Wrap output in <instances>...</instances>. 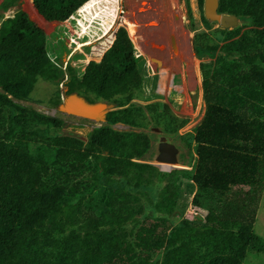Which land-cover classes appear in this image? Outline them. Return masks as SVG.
I'll return each mask as SVG.
<instances>
[{
  "label": "trees",
  "instance_id": "trees-1",
  "mask_svg": "<svg viewBox=\"0 0 264 264\" xmlns=\"http://www.w3.org/2000/svg\"><path fill=\"white\" fill-rule=\"evenodd\" d=\"M29 1L53 24L89 0ZM13 5L1 0L0 12ZM217 11L250 27L193 34L195 54L214 60L199 65L204 112L192 135L196 162L169 171L133 160L148 147L141 132L93 126L82 142L57 134L61 119L10 99L26 98L38 78L57 86L65 76L67 93L113 105L106 124L147 126L128 103L141 93L144 60L124 26L112 30L98 60L75 69L59 64L64 41L26 12L0 24V264H241L248 250L264 252L252 228L264 185V0H218ZM211 34L222 40L211 43ZM156 108L147 105L149 117L166 130L172 120ZM32 120L37 126L26 124ZM29 134L48 141L51 158L30 154ZM185 180L196 186L192 202L198 190L211 193L199 219L181 218L174 205ZM95 191L104 205L98 213L89 202ZM142 215L155 223L143 224Z\"/></svg>",
  "mask_w": 264,
  "mask_h": 264
},
{
  "label": "rangeland",
  "instance_id": "rangeland-1",
  "mask_svg": "<svg viewBox=\"0 0 264 264\" xmlns=\"http://www.w3.org/2000/svg\"><path fill=\"white\" fill-rule=\"evenodd\" d=\"M13 1V6L0 12V24L12 20L19 10L26 12L43 32L55 40H63L66 44L68 51L62 54L59 60L62 68L66 62L79 69L89 59L98 60L111 41L112 30L119 25L124 26L136 53L144 60L141 93L131 98L128 103L142 110L148 125L130 128L119 123L106 124L104 118H100L99 115L92 118L70 112L63 105V100L68 94H76L88 105L108 103L92 99L90 95L77 91L67 93L65 76L57 86L38 78L26 98H10L16 105L61 119L57 134L73 136L82 142L86 141V135L93 126L103 125L117 131L141 132L148 139V147L142 157L133 160L155 165L158 169H165L156 161L161 137L176 148V162L172 165L174 168L189 169L195 164L192 135L204 112L199 65L213 63L214 58L195 54L191 46L193 34L200 31L210 34L213 29L233 30L239 34L250 27L249 21L238 19L237 25L222 28L204 17L203 0H188L192 17L190 22L186 16L184 0H89L66 21L52 24L42 21L34 13L29 0ZM236 37L237 35L234 38ZM210 38L211 43H214L221 41L222 35L219 39L211 34ZM162 68H166L170 76V86L164 90L157 89L156 84L157 74ZM151 103H157V113L162 112L163 117L171 118L172 121L166 126V130L164 125L161 127L153 125L147 111V105ZM36 123L32 120L26 124L34 126ZM153 127L158 130L152 129ZM47 144L48 141L38 135L28 136V148L34 157L47 155L51 158L52 152ZM195 190L196 186L189 180L182 183L179 190V194L182 195H178L174 200L181 218L199 219L206 211L211 193L207 190H198L192 202ZM187 192L191 193L186 194ZM99 198L95 191L89 199L90 207L96 213L104 209ZM142 216L143 224L149 225L156 221L151 216ZM252 228L254 234L264 240V185ZM149 256L158 257L159 253L158 251L149 253ZM241 264H264V252L248 250Z\"/></svg>",
  "mask_w": 264,
  "mask_h": 264
},
{
  "label": "water",
  "instance_id": "water-1",
  "mask_svg": "<svg viewBox=\"0 0 264 264\" xmlns=\"http://www.w3.org/2000/svg\"><path fill=\"white\" fill-rule=\"evenodd\" d=\"M217 5L218 0H203V15L206 19L216 22L222 28H230L238 24L237 16L234 14L218 12ZM63 105L72 113L91 116L92 118H95V116L98 115L100 118H104L106 112L114 109L113 105L109 103L88 105L76 94H68L63 100ZM103 111L104 113H101ZM152 129L156 131L158 130L155 127ZM160 140L161 141L158 146L159 154L156 157V161L159 163L169 164L167 169H160L162 171H168L169 169L174 168L172 165L176 162V148L173 144L165 142L163 137H161ZM158 165L161 166V164Z\"/></svg>",
  "mask_w": 264,
  "mask_h": 264
},
{
  "label": "built area",
  "instance_id": "built-area-1",
  "mask_svg": "<svg viewBox=\"0 0 264 264\" xmlns=\"http://www.w3.org/2000/svg\"><path fill=\"white\" fill-rule=\"evenodd\" d=\"M168 73V71L162 73L161 70H159L156 78L157 89L164 90L165 87L170 86V76Z\"/></svg>",
  "mask_w": 264,
  "mask_h": 264
},
{
  "label": "bare ground",
  "instance_id": "bare-ground-1",
  "mask_svg": "<svg viewBox=\"0 0 264 264\" xmlns=\"http://www.w3.org/2000/svg\"><path fill=\"white\" fill-rule=\"evenodd\" d=\"M167 68V67H166ZM166 68H162V69H160L161 70V72L163 73V72H166ZM164 76V75H163ZM161 164V166L163 167V168H167V166L169 165V164H166V163H160ZM164 164V165H163Z\"/></svg>",
  "mask_w": 264,
  "mask_h": 264
},
{
  "label": "crops",
  "instance_id": "crops-1",
  "mask_svg": "<svg viewBox=\"0 0 264 264\" xmlns=\"http://www.w3.org/2000/svg\"><path fill=\"white\" fill-rule=\"evenodd\" d=\"M55 22H57V21H55Z\"/></svg>",
  "mask_w": 264,
  "mask_h": 264
}]
</instances>
